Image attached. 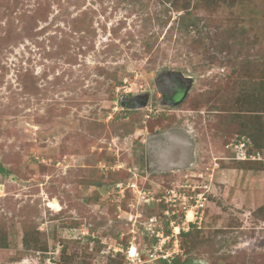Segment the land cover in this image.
Segmentation results:
<instances>
[{
	"label": "rangeland",
	"instance_id": "1",
	"mask_svg": "<svg viewBox=\"0 0 264 264\" xmlns=\"http://www.w3.org/2000/svg\"><path fill=\"white\" fill-rule=\"evenodd\" d=\"M195 1L167 18L163 0H0V264H129L132 246L141 264L155 248L171 264H264V0ZM193 21L210 31L200 45L176 32ZM182 73L192 87L167 105L155 81ZM138 96L146 107L124 106ZM171 129L193 135V167L133 163ZM183 202L202 207L195 224ZM172 221L188 233L172 239Z\"/></svg>",
	"mask_w": 264,
	"mask_h": 264
},
{
	"label": "water",
	"instance_id": "2",
	"mask_svg": "<svg viewBox=\"0 0 264 264\" xmlns=\"http://www.w3.org/2000/svg\"><path fill=\"white\" fill-rule=\"evenodd\" d=\"M191 81H193V77L189 73L182 74H167L161 76L155 81L156 91L163 97L170 96L173 91L179 90V99L178 101L184 100L190 89H191ZM180 82H184L182 87L177 88V84ZM147 104H144L142 107H146ZM159 145L151 144L149 142L148 149L156 150ZM194 146L192 139L186 136H181L178 132H172L167 138L162 142L161 150L159 152L153 151L156 156L158 153V158L162 159L159 165L161 168L165 170H159L160 172H168L173 173L174 171H180L182 169L187 168L193 156ZM157 153V154H156ZM179 156V162L176 163L174 160ZM100 194L105 195L107 192L104 188L99 189Z\"/></svg>",
	"mask_w": 264,
	"mask_h": 264
},
{
	"label": "trees",
	"instance_id": "3",
	"mask_svg": "<svg viewBox=\"0 0 264 264\" xmlns=\"http://www.w3.org/2000/svg\"><path fill=\"white\" fill-rule=\"evenodd\" d=\"M191 1L192 0H182V2H178L177 0H163L162 5L165 8V12L167 11V13H165V17L170 18L169 16H167V14L171 10L176 12V13H181V12L185 11L187 14L190 15ZM235 1L236 0H196L194 9H195V11L207 10L208 13H212L215 11V9H218L220 7H223V6H226V7L228 6L230 8L234 7ZM167 5H169V6L167 7ZM179 25H180L179 29L177 28L176 32H178V33L183 32V34H185L187 36H191V34L195 32L197 36L201 37L200 41H198L196 39L194 40L195 43L197 42L199 45L204 39L202 37V34H203L202 32H204L206 34V37L209 38L210 31L207 29L208 27L206 28L204 25L201 27L199 21H193V22H190L188 24H184V23L181 24L180 23ZM173 30H174V28H173ZM205 40H207V39L205 38ZM192 42H190V44H192ZM215 59L216 58H214V56H213V57L207 58V61H210L213 64ZM263 88H264V85H262L259 88V91L260 90L263 91L264 90ZM258 99H259V96H258ZM260 102H262V100ZM258 148L260 149L261 147H258ZM0 174L5 175V176L9 175V173L6 170H4L1 167V165H0ZM28 233H30V232L27 231L24 233V237H23L24 248L28 251L30 250L33 252L40 251L38 248L39 240L37 238V235H33L35 233H33L31 235ZM185 235H188V234H185ZM0 249H2V250L8 249L7 240L3 236L0 237ZM100 251H101V248H100V250H98V253H100ZM64 253L65 252H63V255H62L64 264H73V262H72L73 260L69 259V258L67 259V257H65V255H64ZM144 256L145 255L142 254L141 260L143 259ZM146 259H147L146 261H148L149 257L147 256ZM111 262H112V264L115 263V261H111ZM111 262L109 264H111ZM158 264H171V263L168 261H165V260H159ZM172 264H180V263L175 261ZM184 264H193V262L187 261Z\"/></svg>",
	"mask_w": 264,
	"mask_h": 264
},
{
	"label": "flooded vegetation",
	"instance_id": "4",
	"mask_svg": "<svg viewBox=\"0 0 264 264\" xmlns=\"http://www.w3.org/2000/svg\"><path fill=\"white\" fill-rule=\"evenodd\" d=\"M184 85V82H180L177 84V88L182 87ZM180 89V88H179ZM179 90H175L173 91V93L168 96V97H163L161 96V100L166 103L167 105H171V106H175L178 103V99H179ZM145 104V98L138 96L137 98H130L127 99L125 101L124 106H131L133 108H142V106ZM172 132H178V134L184 132L183 130H167V131H156L153 135H149L148 137H146L145 140H139V143L143 144V148H137V152L139 154V156L137 158L133 159V163L136 164L137 166H145V169L150 171L153 174H171L168 172H160L159 170H165L164 168H167L166 166H164V168H161L160 162H162L161 158H158V154L156 156H154L155 154L153 153V151L159 152L161 150V145L162 142H164V139L167 138L169 135H171ZM149 142L151 144H157L159 145L156 150H152V149H148V144ZM157 142V143H156ZM192 142H193V146H194V151H193V156H192V161L190 163V165L185 168L182 169L180 171H174L173 173H177V172H181L184 170H188L191 167H193L197 161V146L195 143V140L193 138L192 135ZM144 149V153L141 152V150ZM140 154L143 155V158L140 156ZM179 156L175 158V162L178 163L179 162Z\"/></svg>",
	"mask_w": 264,
	"mask_h": 264
},
{
	"label": "built area",
	"instance_id": "5",
	"mask_svg": "<svg viewBox=\"0 0 264 264\" xmlns=\"http://www.w3.org/2000/svg\"><path fill=\"white\" fill-rule=\"evenodd\" d=\"M245 146V145H244ZM243 146V147H244ZM242 147V146H241ZM248 158L246 157V154H243V157L240 161H247ZM256 160H259V156H252V157H249V161H256ZM202 207L200 206H188L186 203L183 202L182 204V209H183V215H185L184 217H186V221L188 223V225H192V224H195L196 220H198V215L200 213V209ZM194 209H196V211H194ZM202 212V211H201ZM189 213H193V220L192 221H189L188 220V215ZM139 218V216L137 217ZM136 223L133 225V226H136ZM149 223H150V228L148 229V231L150 232V237L152 240H158V244H157V247L159 246V252H162L163 250V246L165 244H162V241L160 240H165V238L167 237H163V234L161 233V231L157 230L156 226L154 225L156 223V219L155 218H151L149 220ZM170 223V227L172 229V235H171V238L173 239H177V236L180 235V233H188V230H186L185 228H181L182 230L180 231V227H174V225L172 224V222H169ZM161 229V228H160ZM122 252V250H119V249H116V250H113V253L114 255H117L118 253ZM107 253V252H106ZM105 252H102V255H104ZM110 252L107 253V255H109ZM113 257V256H112ZM124 257L126 258L127 261H129L130 263L129 264H141V259H140V254L138 252V249L134 246L126 249L125 251V254H124ZM149 258L150 260L152 261H157V260H165L166 261V257L164 256H161V255H158L157 254V248H155L153 250V252L151 251L150 254H149ZM51 264H55V263H51Z\"/></svg>",
	"mask_w": 264,
	"mask_h": 264
},
{
	"label": "bare ground",
	"instance_id": "6",
	"mask_svg": "<svg viewBox=\"0 0 264 264\" xmlns=\"http://www.w3.org/2000/svg\"><path fill=\"white\" fill-rule=\"evenodd\" d=\"M182 135H183V136H186V137H189V135H188V134H185V133H182L181 136H182ZM189 139H190V138H189ZM188 218H189V221L192 220V219H193V215H192V214H189V217H188Z\"/></svg>",
	"mask_w": 264,
	"mask_h": 264
}]
</instances>
